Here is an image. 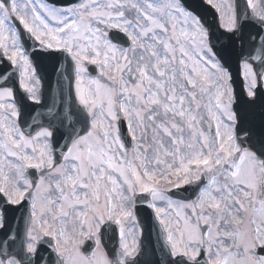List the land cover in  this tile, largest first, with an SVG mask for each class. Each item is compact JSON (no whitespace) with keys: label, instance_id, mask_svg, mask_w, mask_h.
Segmentation results:
<instances>
[{"label":"snow or ice","instance_id":"6c2138e0","mask_svg":"<svg viewBox=\"0 0 264 264\" xmlns=\"http://www.w3.org/2000/svg\"><path fill=\"white\" fill-rule=\"evenodd\" d=\"M202 3L0 0V264H138V205L164 264H264V0Z\"/></svg>","mask_w":264,"mask_h":264},{"label":"water","instance_id":"95a60500","mask_svg":"<svg viewBox=\"0 0 264 264\" xmlns=\"http://www.w3.org/2000/svg\"><path fill=\"white\" fill-rule=\"evenodd\" d=\"M59 3H66L68 0H57ZM185 3L193 11L200 14L204 22L208 25L215 24V14L212 10L202 3L201 0H185ZM217 50L221 51L222 55L225 57L226 66H228L234 76V84L237 90L239 91V80L236 78V67L234 57L229 53V44L228 41L224 40L223 37L217 36L213 41ZM59 56V54H54ZM39 75L42 79V89L45 93L46 100L48 97H53L59 94V85L63 86L64 94H67V80L64 79V76L71 75L70 68L64 63L63 58L52 59L45 58L39 60ZM3 69L0 68V71ZM59 82V84H58ZM256 120L260 119V112L257 110L254 114ZM5 217V228L0 231V239H3L8 230L14 228V224L19 220L22 224L21 211L16 210L15 208L4 206L2 208ZM137 216L139 217L140 223L143 226L144 234L142 239V252L138 257V264H164L165 256L160 250H157L159 247V242L157 240V235L154 231L153 223H151L150 215L142 208L139 207L137 210ZM153 240V241H152ZM116 244V235L115 233L109 232L105 234L102 238V245L106 251H108L110 256H115L117 246H111ZM155 246V247H153Z\"/></svg>","mask_w":264,"mask_h":264}]
</instances>
